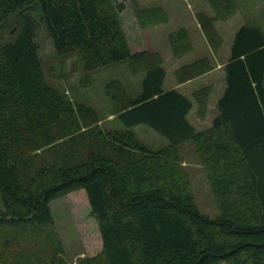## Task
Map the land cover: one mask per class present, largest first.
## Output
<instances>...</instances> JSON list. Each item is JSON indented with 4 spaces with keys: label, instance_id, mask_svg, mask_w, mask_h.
I'll return each mask as SVG.
<instances>
[{
    "label": "trees",
    "instance_id": "trees-1",
    "mask_svg": "<svg viewBox=\"0 0 264 264\" xmlns=\"http://www.w3.org/2000/svg\"><path fill=\"white\" fill-rule=\"evenodd\" d=\"M218 4L217 19L234 14L230 0ZM123 9L113 0H0V264H70L49 204L80 189L101 249L77 264H264V34L249 24L237 28L217 113L197 130L187 118L191 98L164 88L161 54L131 51ZM148 11L139 26L167 20L161 8ZM199 21L218 49L215 20ZM38 23L58 56H78L83 86L94 70L123 60L132 74H143L134 92L117 78L104 84L110 115L123 128L104 129L93 106L48 82ZM168 42L176 58L192 50L183 27L168 33ZM212 68L201 56L176 68V81ZM210 89L191 94L200 114ZM139 124L168 144L150 150L134 131ZM185 142L206 169L215 218L199 211L179 172ZM30 235L32 243L24 245Z\"/></svg>",
    "mask_w": 264,
    "mask_h": 264
},
{
    "label": "rangeland",
    "instance_id": "rangeland-1",
    "mask_svg": "<svg viewBox=\"0 0 264 264\" xmlns=\"http://www.w3.org/2000/svg\"><path fill=\"white\" fill-rule=\"evenodd\" d=\"M113 1L124 5L119 17L131 51L149 50L161 54L162 60H164L163 67L166 70L164 88L170 87L176 80L175 70L182 63L193 61L200 56L208 57L211 65H213L214 60L220 64L225 62L228 58L235 31L242 24L258 27L264 34V0H230L234 8V14L225 21L217 19L221 10L218 8V3L224 0H214L212 2L209 0ZM150 8H161L167 16V20L155 26H139L138 20L140 18L145 19ZM205 19L216 20L214 26L221 38L218 49H213L207 42L205 32L203 33L202 28L204 25L199 20ZM180 27L185 28L191 45L189 35L194 36L192 46L194 49L186 55L176 58L173 57L168 43V33ZM35 37L48 82L61 92H66L65 95L67 94L70 98L93 106L101 118L104 129L123 128L121 122L116 118L113 119L110 115L112 112L111 105L104 94V84L110 79L117 78L129 93L134 92L139 89L143 74H132L127 60H123L94 70L89 74L92 82L83 86L81 76L84 75L85 71H83L81 63L77 60L78 56L76 54L58 56L40 23L36 25ZM197 77L199 76L189 78L184 83ZM221 82L222 80L218 77L214 81L205 77L201 80L195 79L182 88L188 95H191L190 92L201 86L211 88L204 114L199 113V103L196 102L194 97L192 98V95L190 96L193 107L187 118L197 130L208 127L216 115L217 110L213 100L219 95L221 87H224ZM216 83L218 84L217 88ZM134 131L138 138L152 151L166 146L169 142L166 137L147 124L137 125L134 127ZM180 157L179 172L185 175L199 211L210 218H215L219 214L216 200L206 177V169L199 162L194 145L191 142L182 144ZM179 172L176 173L178 178L181 176ZM49 206L54 218L55 228L63 241L65 259L70 264H77L79 259L100 251L101 238L97 223L90 215L89 204L83 189L57 198L50 202ZM31 237L35 236L30 235L26 240L24 239L23 244H31L33 240Z\"/></svg>",
    "mask_w": 264,
    "mask_h": 264
},
{
    "label": "crops",
    "instance_id": "crops-1",
    "mask_svg": "<svg viewBox=\"0 0 264 264\" xmlns=\"http://www.w3.org/2000/svg\"><path fill=\"white\" fill-rule=\"evenodd\" d=\"M195 18H196V13H195ZM216 21V20H215ZM222 21H225V20H222ZM196 29V28H195ZM189 37H190V39H191V42H192V46H193V35H189ZM169 43V42H168ZM194 49V47H192V50ZM191 50V51H192ZM190 51V52H191ZM230 52V51H229ZM229 52H228V57H229ZM174 57V56H173ZM182 57V56H181ZM201 57V56H200ZM180 58V57H179ZM228 59V58H227ZM227 59L225 60V62L227 61ZM164 61V60H163ZM192 61H190V62H185L184 64L182 63V65H185V64H189V63H191ZM214 63H213V68L210 70V71H208V72H206V73H204V74H202V75H200L199 77H197V78H195V79H198V80H201V79H203V78H205V77H208L210 80H215L217 77L218 78H220L221 80H222V82L221 83H223V85H224V74H223V69H222V67H223V65H224V63L225 62H223L222 64H220V63H217L216 62V60H214L213 61ZM217 67V68H216ZM178 68V67H177ZM195 79H193V80H191V81H189V82H187V83H178L176 80H174V82H173V84L170 86V87H168V88H176V89H178L179 91H181L184 95H186L187 97H190L191 95H188L187 93H185L183 90H182V88L185 86V85H187L188 83H190V82H192V81H194ZM216 85V88H217V83L215 84ZM223 86L221 87V90H219L220 92H219V95L213 100V104H214V106H215V102H216V100H217V98L220 96V94L222 93V91H223ZM195 90V89H194ZM193 90V91H194ZM192 91V92H193ZM192 92H190V94H192Z\"/></svg>",
    "mask_w": 264,
    "mask_h": 264
}]
</instances>
